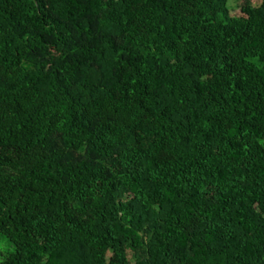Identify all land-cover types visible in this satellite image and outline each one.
Listing matches in <instances>:
<instances>
[{"label": "trees", "instance_id": "obj_1", "mask_svg": "<svg viewBox=\"0 0 264 264\" xmlns=\"http://www.w3.org/2000/svg\"><path fill=\"white\" fill-rule=\"evenodd\" d=\"M0 0V264H264V0Z\"/></svg>", "mask_w": 264, "mask_h": 264}, {"label": "rangeland", "instance_id": "obj_2", "mask_svg": "<svg viewBox=\"0 0 264 264\" xmlns=\"http://www.w3.org/2000/svg\"><path fill=\"white\" fill-rule=\"evenodd\" d=\"M261 1L262 0H255L254 3L256 5H259L261 3ZM230 5L235 6L236 5V0H231L230 1ZM0 250H2L4 252H9V251H13L14 247L5 237H1L0 236Z\"/></svg>", "mask_w": 264, "mask_h": 264}]
</instances>
